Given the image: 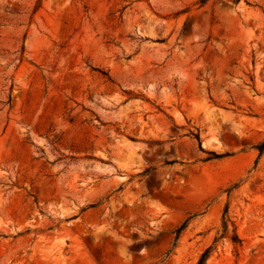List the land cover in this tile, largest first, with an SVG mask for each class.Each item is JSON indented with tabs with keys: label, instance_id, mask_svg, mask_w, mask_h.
<instances>
[{
	"label": "rangeland",
	"instance_id": "obj_1",
	"mask_svg": "<svg viewBox=\"0 0 264 264\" xmlns=\"http://www.w3.org/2000/svg\"><path fill=\"white\" fill-rule=\"evenodd\" d=\"M264 0H0V264H264Z\"/></svg>",
	"mask_w": 264,
	"mask_h": 264
},
{
	"label": "trees",
	"instance_id": "obj_2",
	"mask_svg": "<svg viewBox=\"0 0 264 264\" xmlns=\"http://www.w3.org/2000/svg\"><path fill=\"white\" fill-rule=\"evenodd\" d=\"M259 150L262 152V151L264 150V146L261 147V148H259ZM208 252H209V249H206V250L202 253V255H201L199 261L197 262V264H204V261H205V258H206L207 255H208Z\"/></svg>",
	"mask_w": 264,
	"mask_h": 264
}]
</instances>
